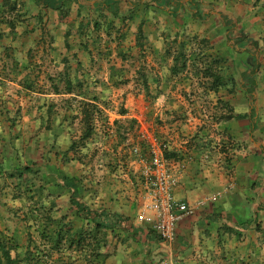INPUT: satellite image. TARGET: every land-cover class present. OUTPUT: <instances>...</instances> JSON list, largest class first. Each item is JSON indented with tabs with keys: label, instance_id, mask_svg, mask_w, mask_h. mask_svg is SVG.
Masks as SVG:
<instances>
[{
	"label": "rangeland",
	"instance_id": "rangeland-1",
	"mask_svg": "<svg viewBox=\"0 0 264 264\" xmlns=\"http://www.w3.org/2000/svg\"><path fill=\"white\" fill-rule=\"evenodd\" d=\"M12 1L18 4L17 11L6 8L5 18H0V230L17 240L24 257L32 237L43 247L39 235L46 223L50 222L49 230L65 221L75 230L81 228L85 223L74 213L70 191L62 187L63 176H74L85 185L83 200L92 208H105L129 219V232L110 236L105 260L99 264H180L174 254L176 236L172 243H163L139 221L147 198L141 164L133 149L142 146L143 130L159 142L173 145L177 139L168 138L163 129L178 120L182 122L179 128L188 133L183 139L190 143L201 133L217 135L215 124L220 126L230 115H239L235 105L216 100L214 95H264V89L249 93L243 89V73L256 62L259 70L255 78L258 86L264 87V0H166L171 6L155 0H98L96 9L76 0L62 5L58 17L54 9L35 0ZM112 3L120 8L119 17L98 12ZM10 19L17 22L14 33L7 24ZM142 21L140 48L137 32ZM66 32L70 33L69 48L65 46ZM177 35L178 41L187 42L194 36L208 40L203 51V46L195 48L202 52L200 58L220 60L224 86L217 92L207 87L212 78H203L191 68L172 75L174 62L167 50L179 48V42L172 45ZM68 66L71 79L84 82V95H103L106 105H101L104 116L96 123L92 139L78 154L65 156L82 131L81 110L74 101L71 104L73 96H58L54 91L58 83L64 88V80L59 79ZM143 75L149 90L143 86ZM29 84L30 89L26 87ZM162 95L184 98L174 101L185 103L179 117L157 115L153 103ZM50 104L57 107L59 118L47 127ZM124 110L126 116L121 114ZM239 142L235 150L240 153ZM142 150L146 154L144 145ZM221 151L227 152L226 147ZM84 155L82 161L72 158ZM234 155L241 163L242 156ZM224 166L235 169L231 159ZM25 167L33 172L20 177L18 171ZM218 193L223 195V191ZM234 214L244 217L240 219L243 225L235 217L227 250L221 241L225 252L220 264H264V222L261 230L256 225L248 229L244 225L253 221L254 213ZM133 231L157 235V243L147 242L151 253L146 238L142 243L132 239ZM42 253L38 252L39 257ZM58 257L80 258L79 252L70 250L62 255L55 252L52 261Z\"/></svg>",
	"mask_w": 264,
	"mask_h": 264
},
{
	"label": "crops",
	"instance_id": "crops-1",
	"mask_svg": "<svg viewBox=\"0 0 264 264\" xmlns=\"http://www.w3.org/2000/svg\"><path fill=\"white\" fill-rule=\"evenodd\" d=\"M71 1L76 0H35L42 7L54 9L56 17L59 16L58 12L63 8L62 5ZM79 2L83 6L90 5L95 8L98 0ZM253 65L247 73L252 71ZM243 83L246 93L250 89V84L249 81ZM258 85L257 81V91L264 89ZM177 96H160L158 102L153 103L157 115L162 112V116L179 117L185 103L182 102L184 98L181 95ZM215 97L216 100L235 105V112L239 115L238 118L220 123V126L215 124L214 131L218 133L217 135L210 137L208 133H201L196 141L190 143L188 139H183L188 133H184L186 131L184 127L179 128L182 124L179 120L166 125L163 129L168 138L177 139L173 145L170 143L169 149L171 167L179 178V186L175 190L176 199L194 203L223 191L222 197L216 203L207 204L200 208L195 216L186 218L179 224L174 254L180 259V264L222 263L224 250L221 241L227 250V241L230 239L228 232L234 225L235 217H239L238 221L243 225L240 219L244 217L234 213L239 212L243 216L250 210L254 213L253 221L251 219L249 222L246 219L249 224L246 223L244 226L247 228L264 222V95L254 93L214 95ZM179 98L182 100L178 101V104L175 103L174 101ZM220 129L222 130L219 131ZM211 140L214 143L210 146ZM238 141L239 146H242L240 153L235 150ZM224 146L227 152L221 151ZM236 153L242 156L241 163H238L237 160L240 158L235 157ZM229 159L233 167L235 166L234 171L224 166ZM151 237L149 239H152V243H157V235Z\"/></svg>",
	"mask_w": 264,
	"mask_h": 264
},
{
	"label": "trees",
	"instance_id": "trees-1",
	"mask_svg": "<svg viewBox=\"0 0 264 264\" xmlns=\"http://www.w3.org/2000/svg\"><path fill=\"white\" fill-rule=\"evenodd\" d=\"M158 1V4H163L166 2V5L171 6L172 3H167L166 0H155ZM259 1V0H257ZM17 3H13L12 0H1L0 1V18H5L6 8H9L11 11H17ZM106 7L103 9H97L98 12L104 14V12H110L115 17H119L120 8L116 3H112L110 5H105ZM80 15V13H78ZM2 20V19H0ZM7 24L10 27V33H14L16 31V20L10 19L7 21ZM81 30L83 26H80ZM137 45L142 48L144 40V25L143 21L138 27L137 32ZM179 35L172 41V45L177 44L179 42V48L171 51V47L167 50V55L173 57V66L171 67L172 75H178L180 72H184L186 70H190V68L194 71L201 72L203 78H212V82L207 85V87L217 92L222 86H224V80L219 72V59H213L208 56H204L200 58L199 56L202 52L199 48H195V46H203L200 48L202 51L204 50V46L208 45L207 39H198L194 37H188L187 42L178 41ZM70 37V33H65V46L69 48L68 38ZM190 45V49L187 46ZM210 58L212 61H210ZM202 64L201 71H199V66ZM191 66V67H190ZM204 66V67H203ZM254 68L249 73H243V80L249 81L250 89L248 92L255 91L257 89V80L255 79V75L259 70V64L254 63ZM71 71L72 68L68 66L66 70L63 72L62 77L59 81L64 80V88H60V83L54 86V91L58 96L59 94H65L66 96H73L71 98V104L73 105L74 101L80 107L79 119L82 127V131L79 137L73 139L67 151L64 152V155H69L70 152L78 154L80 152V148L86 146L87 142L92 139V137L96 134V123L101 121L104 116V111L102 109V104H105L102 101L103 95H84V82L81 80L73 81L71 79ZM143 86L145 90H149L147 79L143 75ZM205 86L206 83H203ZM30 86V87H29ZM29 89L31 85H26ZM92 96V97H91ZM157 99V98H156ZM106 105V104H105ZM57 107L53 104L48 106L47 113L49 117L46 119V126L50 127L54 124V121L59 118V113L57 112ZM122 116L127 115V111H122ZM238 117V116H237ZM66 118V117H65ZM236 116L230 115L227 119L233 120ZM107 123V119H104ZM119 121H115L116 124ZM135 122V121H134ZM88 155V154H87ZM87 155L72 158L76 160L82 161L83 158L87 157ZM166 158L170 159V153L166 152ZM24 170V171H23ZM23 170L18 171L19 176L23 177L26 173H32L31 167H25ZM11 177H15L14 174H11ZM63 184L62 187L66 188L70 191V202L75 208L74 213L78 218H80L85 225L81 228L73 227L70 221H65V223L58 222L54 230H49L50 222L45 224L42 232L40 233V237L43 240V247L38 245V241L36 238H31L30 242L26 248V252L24 253V257L21 256L19 252V245L15 238H8L5 236L3 231L0 230V264H99L102 260H105L106 254L105 249L110 244V236H114L117 231L129 232V219L120 214L111 212L105 208L94 209L91 205L83 200V194L85 192L84 184L80 179H77L74 176H63L62 178ZM20 186V185H19ZM258 230H261V225H257ZM250 229V227H248ZM64 230V232H63ZM131 237L134 241L142 243L145 238L146 247H148L149 253H151L150 245L147 242H152V232L151 235L143 236V234H138L136 231H133ZM149 237H151L149 239ZM104 249V252L102 251ZM70 250L79 252L80 258H75L74 260H69L65 258V260L58 257L56 262H53L54 253H58L62 255L65 251ZM43 252L42 255H38V252Z\"/></svg>",
	"mask_w": 264,
	"mask_h": 264
},
{
	"label": "built area",
	"instance_id": "built-area-1",
	"mask_svg": "<svg viewBox=\"0 0 264 264\" xmlns=\"http://www.w3.org/2000/svg\"><path fill=\"white\" fill-rule=\"evenodd\" d=\"M140 136L146 154L140 145L134 147L133 154L141 164L147 201L139 213V221L148 225L163 243H172L179 224L186 218L195 216L200 208L215 203L222 193L194 203L176 199L175 190L179 186V178L165 155L170 145L159 142L146 130L141 131Z\"/></svg>",
	"mask_w": 264,
	"mask_h": 264
}]
</instances>
